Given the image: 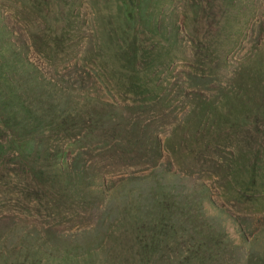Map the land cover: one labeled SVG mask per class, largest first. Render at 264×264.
I'll list each match as a JSON object with an SVG mask.
<instances>
[{
  "label": "rangeland",
  "instance_id": "rangeland-1",
  "mask_svg": "<svg viewBox=\"0 0 264 264\" xmlns=\"http://www.w3.org/2000/svg\"><path fill=\"white\" fill-rule=\"evenodd\" d=\"M0 264H264V0H0Z\"/></svg>",
  "mask_w": 264,
  "mask_h": 264
}]
</instances>
